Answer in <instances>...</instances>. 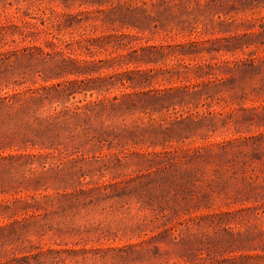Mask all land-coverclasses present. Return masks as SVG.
<instances>
[{"label": "rangeland", "instance_id": "1", "mask_svg": "<svg viewBox=\"0 0 264 264\" xmlns=\"http://www.w3.org/2000/svg\"><path fill=\"white\" fill-rule=\"evenodd\" d=\"M0 264H264V0H0Z\"/></svg>", "mask_w": 264, "mask_h": 264}]
</instances>
